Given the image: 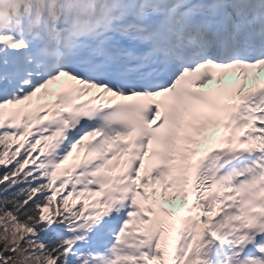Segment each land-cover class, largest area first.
Segmentation results:
<instances>
[{"label":"snow or ice","instance_id":"6c2138e0","mask_svg":"<svg viewBox=\"0 0 264 264\" xmlns=\"http://www.w3.org/2000/svg\"><path fill=\"white\" fill-rule=\"evenodd\" d=\"M0 264H264V0H0Z\"/></svg>","mask_w":264,"mask_h":264}]
</instances>
